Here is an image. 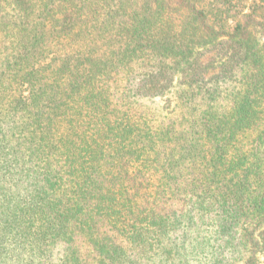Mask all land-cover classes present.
Here are the masks:
<instances>
[{
  "label": "trees",
  "instance_id": "obj_1",
  "mask_svg": "<svg viewBox=\"0 0 264 264\" xmlns=\"http://www.w3.org/2000/svg\"><path fill=\"white\" fill-rule=\"evenodd\" d=\"M0 34V264H264V0H0Z\"/></svg>",
  "mask_w": 264,
  "mask_h": 264
},
{
  "label": "rangeland",
  "instance_id": "obj_2",
  "mask_svg": "<svg viewBox=\"0 0 264 264\" xmlns=\"http://www.w3.org/2000/svg\"><path fill=\"white\" fill-rule=\"evenodd\" d=\"M11 6H13V3L11 4ZM2 41H8V40H7V39H4V38H3V35L0 34V45H1V42H2ZM262 261L264 262V257H263Z\"/></svg>",
  "mask_w": 264,
  "mask_h": 264
}]
</instances>
